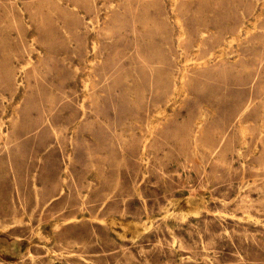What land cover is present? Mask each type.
<instances>
[{"label":"rangeland","instance_id":"obj_1","mask_svg":"<svg viewBox=\"0 0 264 264\" xmlns=\"http://www.w3.org/2000/svg\"><path fill=\"white\" fill-rule=\"evenodd\" d=\"M0 264H264V0H0Z\"/></svg>","mask_w":264,"mask_h":264},{"label":"bare ground","instance_id":"obj_2","mask_svg":"<svg viewBox=\"0 0 264 264\" xmlns=\"http://www.w3.org/2000/svg\"><path fill=\"white\" fill-rule=\"evenodd\" d=\"M62 3V2H61ZM183 33V32H182ZM183 36V35H182ZM204 36V35H203ZM184 38V37H183ZM234 44V43H233ZM27 68V67H26ZM23 71V70H22ZM177 102V101H176ZM162 112H164V111H162ZM166 112V111H165ZM17 120H18V117H17ZM144 151V150H143ZM186 175V174H185ZM189 183V182H188ZM190 194V193H189ZM193 197V196H192ZM189 198V197H188ZM194 198V197H193ZM202 198V197H201ZM203 198H204V196H203ZM202 198V199H203ZM196 199V198H195ZM249 199V198H248ZM199 202V201H198ZM190 203V202H189ZM191 204V203H190ZM101 224H104V223H102V222H100ZM116 223V222H115ZM138 226V225H137Z\"/></svg>","mask_w":264,"mask_h":264}]
</instances>
